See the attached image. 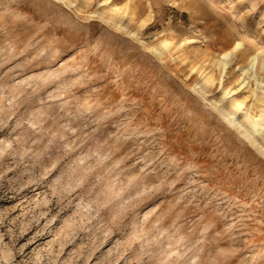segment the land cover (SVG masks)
Masks as SVG:
<instances>
[{"label": "rangeland", "instance_id": "obj_1", "mask_svg": "<svg viewBox=\"0 0 264 264\" xmlns=\"http://www.w3.org/2000/svg\"><path fill=\"white\" fill-rule=\"evenodd\" d=\"M63 1L0 0V264H264V161L195 86L264 83L214 64L264 0Z\"/></svg>", "mask_w": 264, "mask_h": 264}, {"label": "bare ground", "instance_id": "obj_2", "mask_svg": "<svg viewBox=\"0 0 264 264\" xmlns=\"http://www.w3.org/2000/svg\"><path fill=\"white\" fill-rule=\"evenodd\" d=\"M63 2L68 6L72 5V2L69 0H64ZM117 9L109 10L111 12V18L105 20L106 23H108L114 30L121 29L123 34L133 38L136 35V32H134L129 26L125 25L122 20L116 19V17L121 15L120 10ZM167 44L168 42L164 40L160 43L159 47L153 50L156 56L160 57L165 53ZM242 46L244 45L240 42L235 43L233 46L231 45L230 48L228 50L226 49L227 51L224 52L222 59L217 60L216 63H214L217 66L216 68H218L221 79L223 77L225 78L228 73L227 70L229 69L226 68L228 64L225 62V59L229 58V56L231 58L232 54H234V57L232 56L233 58L228 62H232L237 57L245 58V56H247V59L250 57V63L252 65L256 62L257 67L259 64V68L257 69L264 74V59L262 56L259 57L260 53H255L256 51L252 50V54L249 56L247 55L249 53L245 54V50ZM257 69L255 71H257ZM214 80L215 78H213L212 74H204L201 80L202 82L195 83V86H197V94L204 98L207 104H209L215 111L217 116L222 121L226 122L264 161V91H261L262 86L260 87V85L264 86V83L261 82L259 83L260 85L256 84L255 89H253L251 86L248 87L249 82L245 81L244 78V80L238 83V86L242 90H247L241 99L236 97V90L230 89L231 87L229 88L226 84H222L221 91L223 97H228V101L224 102L222 97L217 98L215 95L210 98L205 97L211 94L210 88L213 85Z\"/></svg>", "mask_w": 264, "mask_h": 264}]
</instances>
